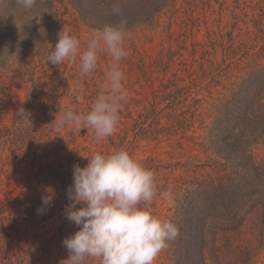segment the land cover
<instances>
[{
    "label": "trees",
    "instance_id": "16d2710c",
    "mask_svg": "<svg viewBox=\"0 0 264 264\" xmlns=\"http://www.w3.org/2000/svg\"><path fill=\"white\" fill-rule=\"evenodd\" d=\"M61 1L86 27L103 33H128L155 26L160 14L177 3ZM58 4L56 0H0V175L23 171L27 183V189L8 205L0 204V264H131L132 258L123 256L115 247L125 238L144 246L152 239L156 231L150 218L153 201L165 194H173L176 203L170 228L162 237L170 264H207L206 252L220 234L243 238L245 244L234 250H243L250 261L256 243L264 240V160L255 156V149L264 145V66L257 64L220 104L202 142L195 141L200 137H188L197 147L196 159L208 154L216 158L212 165L200 164L199 160V165L194 166L203 169L204 174L196 170L192 175H178L179 169L185 167L181 163L171 164L156 157L137 159L129 153L138 141L144 140L142 130L141 133L152 132L155 140L163 133L173 137L182 131L183 140L193 127L186 112L178 110L188 95L183 96L177 88L170 92L164 84L160 103L145 106L139 113L134 126L140 130L134 142L126 134L117 155L108 152L106 157L84 156L81 153L89 149L79 142L84 135L78 132V125L69 128L77 121L73 113L78 115L79 111L72 113L68 106L49 108L44 91L32 77L27 80L32 87L26 111L11 125L3 124L14 100L6 95V70L21 62L33 44L44 39L49 45L60 44L68 25ZM260 12L254 28L264 39V10ZM235 43L230 38L223 44L227 58L237 56L238 51L248 56L253 49ZM116 100L128 115L132 113L130 103ZM117 112L123 114V109ZM144 118L156 127L144 128ZM177 145L184 148L179 141ZM208 167L212 173L206 171ZM171 178L175 182H170ZM132 190L142 198L134 201L125 195ZM117 202L130 212L103 232L97 248L91 213ZM132 204L138 206V213L129 210ZM71 217L75 219L69 222ZM79 217L83 221L79 222ZM68 224L72 228H67ZM49 225L54 234H50Z\"/></svg>",
    "mask_w": 264,
    "mask_h": 264
},
{
    "label": "rangeland",
    "instance_id": "374dc122",
    "mask_svg": "<svg viewBox=\"0 0 264 264\" xmlns=\"http://www.w3.org/2000/svg\"><path fill=\"white\" fill-rule=\"evenodd\" d=\"M56 1L68 28L59 45H49L47 39L33 44L21 62L6 70V95L14 100L3 117V124L11 125L26 111L32 87L27 80L32 77L44 91L49 108L68 106L72 113L79 111L78 115L73 113L77 121L69 128L78 125V132L84 135L79 142L89 149L81 155L103 154L106 157L108 152L117 155L121 138L128 134V139L134 142L135 134L139 133L140 127L134 126L139 113H143L145 106L160 103L159 98L165 92L164 84L170 92L177 88L182 90L183 96L188 95L178 110L179 113L186 112L190 122L194 123L193 127L183 140H180L182 131L173 137L163 133L155 140L152 132L141 133L142 130L140 134L144 140L138 141L136 148L130 149L129 153L137 159L156 157L171 164L181 163L185 167L179 169L178 175H192L196 170L204 174L203 169L194 166L199 165V160L200 164L212 165L216 158L208 154L196 159L197 147L188 137H200L195 141L202 142L215 121L220 104L259 66L257 64L264 66L261 51L264 39L254 28L260 11L264 10V0H177L160 14L155 26L140 27L128 33L92 30L73 15L66 2ZM230 38L236 45L253 49L248 56L244 51H238L237 56L227 58L222 46ZM172 84L175 87H171ZM116 99L130 103L132 113L128 115ZM118 108L123 109V114L117 112ZM59 118L62 119V115ZM144 119V128L152 130L156 127L150 126L151 120ZM178 141L184 144V148L178 147ZM255 156L264 160V145L255 149ZM206 171L212 173L209 167ZM170 182L175 180L171 178ZM24 189H27V183L23 171L0 175V204L8 205ZM125 195L133 200L142 198L135 190ZM153 203L150 218L156 231L152 239L144 246L125 238L115 247L123 256L132 258L131 264H170L162 237L170 228L169 221L176 207L175 197L165 194ZM76 206L75 214L78 215ZM131 207L129 210L138 213L136 204ZM128 212L121 202H117L91 213L97 248L101 246L103 232ZM74 219L71 217L68 221ZM56 220L61 224L58 218ZM78 221H83V217ZM67 228L72 227L68 224ZM49 229L50 234L55 233L50 225ZM242 240L217 235L215 244L206 252L207 264H264V240L261 244L256 243L257 249L250 261L243 250H234L245 244Z\"/></svg>",
    "mask_w": 264,
    "mask_h": 264
}]
</instances>
